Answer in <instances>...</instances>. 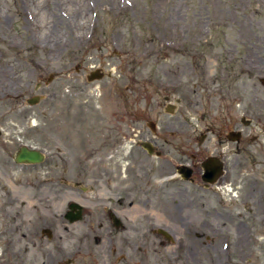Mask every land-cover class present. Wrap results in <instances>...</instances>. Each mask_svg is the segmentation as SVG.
Segmentation results:
<instances>
[{
    "label": "flooded vegetation",
    "instance_id": "obj_1",
    "mask_svg": "<svg viewBox=\"0 0 264 264\" xmlns=\"http://www.w3.org/2000/svg\"><path fill=\"white\" fill-rule=\"evenodd\" d=\"M168 77L137 71L120 140L98 136L103 131L88 122L59 124L61 163L80 168L72 181L51 169L46 148L26 142V129L15 128L21 123L12 110L26 105L21 95L0 89V264H203L200 248L213 237L227 253L218 264L254 263L246 249L252 233L264 231V189L252 180L253 120L220 112L194 124L199 102L182 79ZM125 141L131 148L121 162ZM23 147L44 160H16ZM66 151L80 153L76 163Z\"/></svg>",
    "mask_w": 264,
    "mask_h": 264
},
{
    "label": "rangeland",
    "instance_id": "obj_2",
    "mask_svg": "<svg viewBox=\"0 0 264 264\" xmlns=\"http://www.w3.org/2000/svg\"><path fill=\"white\" fill-rule=\"evenodd\" d=\"M0 33L7 35L0 36V68L7 62L0 89L26 103L12 110V120L21 123L15 128L26 129L27 143L47 149L61 179L72 181L80 168L61 163L62 151L54 147L64 133L59 124L88 122L103 131L98 136L120 140L131 122L124 114L138 71L150 79H182L199 102L194 124L220 112L251 118L247 130L258 138L252 180L264 189V0H0ZM96 69L104 77L89 80ZM33 96L40 97L36 104L27 102ZM122 145L116 155L125 162L131 143ZM63 155L76 163L80 153ZM64 192L61 212L70 198ZM251 238L246 253L258 258L251 264H264V231ZM213 239L200 248L203 264H218L227 254L222 239Z\"/></svg>",
    "mask_w": 264,
    "mask_h": 264
},
{
    "label": "water",
    "instance_id": "obj_3",
    "mask_svg": "<svg viewBox=\"0 0 264 264\" xmlns=\"http://www.w3.org/2000/svg\"><path fill=\"white\" fill-rule=\"evenodd\" d=\"M104 72H102V69H96L89 74L88 79L89 80H95V79H102L104 77ZM40 100L39 96H33L29 99V103L36 104ZM20 162H40L44 160L43 153L37 151V150H31L27 147H23L21 151L17 155V159Z\"/></svg>",
    "mask_w": 264,
    "mask_h": 264
},
{
    "label": "bare ground",
    "instance_id": "obj_4",
    "mask_svg": "<svg viewBox=\"0 0 264 264\" xmlns=\"http://www.w3.org/2000/svg\"><path fill=\"white\" fill-rule=\"evenodd\" d=\"M74 4H75V3H72V4L70 3L69 5H70V7H73V6H74Z\"/></svg>",
    "mask_w": 264,
    "mask_h": 264
}]
</instances>
